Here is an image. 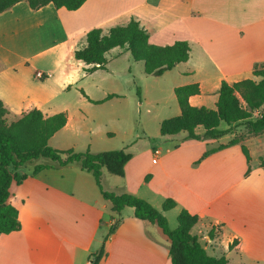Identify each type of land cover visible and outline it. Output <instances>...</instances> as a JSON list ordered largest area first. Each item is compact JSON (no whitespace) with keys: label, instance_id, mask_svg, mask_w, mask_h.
Wrapping results in <instances>:
<instances>
[{"label":"crops","instance_id":"1","mask_svg":"<svg viewBox=\"0 0 264 264\" xmlns=\"http://www.w3.org/2000/svg\"><path fill=\"white\" fill-rule=\"evenodd\" d=\"M132 19L153 44L189 42L190 58L156 77L172 92L199 83L200 93L189 98L192 105L216 108L223 81L261 79L253 72L264 63V0H86L74 10L53 3L33 9L22 0L0 13V99L11 119L33 108L46 116L66 112V125L49 143L81 151L83 131L98 117L93 106L126 97L112 79L117 70L111 63L122 56L121 47L131 52L127 45L114 47L106 53V68L90 71L93 64L77 59L75 50L87 45L91 29L108 33ZM109 94L117 96L106 99ZM173 111L181 113L179 103ZM110 113L118 115L115 109ZM246 126L217 139H189L186 132L155 136L143 157L127 162L124 177L104 171L103 188L145 198L167 217L187 209L199 216L191 232L209 253L226 255L229 262L234 254L240 264H264V130L254 133L247 126L250 133L238 138ZM235 137L239 142L229 145ZM211 149L217 150L205 155ZM167 198L177 204L163 210ZM10 201L19 210L21 228L0 233V264H90L107 236L100 264H171L167 235L136 217L134 208L122 210V221L109 235L118 218L112 202L94 176L76 166L43 169L13 182Z\"/></svg>","mask_w":264,"mask_h":264},{"label":"trees","instance_id":"2","mask_svg":"<svg viewBox=\"0 0 264 264\" xmlns=\"http://www.w3.org/2000/svg\"><path fill=\"white\" fill-rule=\"evenodd\" d=\"M22 0H0V13L11 8ZM33 9L53 3L56 7L74 10L86 0H27ZM128 46L135 61H143L145 72L160 76L177 64L190 58L191 46L187 40H177L168 45H156L149 41V34L136 19L127 25L112 27L108 33L102 28H93L87 33V45L75 50V57L88 64V70L106 68V53L117 46ZM254 75L260 76L259 81L253 78L242 79L233 83L223 81L219 91L216 108L195 106L190 103V96L200 93L199 83H189L175 87L174 92L181 113L165 118L160 124L162 135H175L186 132L189 139H217L233 131L236 126L246 124L251 132L260 133L264 130V63L255 66ZM141 96V91L138 89ZM117 96L109 94L106 99ZM95 103L103 102L94 101ZM256 117L254 118V114ZM9 108L0 99V233H10L21 228L19 210L10 201L11 185L18 184L29 176H34L43 169L60 168L73 165L82 171L91 173L104 198L112 202L113 210L118 218L111 226L109 235L122 221L121 212L125 207L134 208V215L144 221L158 225L169 239L171 264H230L226 255L210 254L201 243L199 236L191 232L198 222L199 216L187 209L178 215V226L172 229L167 216L150 201L131 192L116 193L103 188L104 171L120 177L125 176V166L133 157L126 147L93 152L89 148L77 151L73 148L59 149L50 145L49 139L68 120L66 112H58L46 116L40 109L33 108L23 112L17 120L7 124ZM228 124L221 128L222 123ZM204 130L201 134L198 130ZM235 137L230 144L238 143ZM221 145L219 148H224ZM248 161L251 157L246 145L242 146ZM218 149V148H217ZM217 149L205 153L208 155ZM31 165V166H29ZM264 167V159L261 160ZM250 171V167L247 172ZM173 198H167L162 205L163 210L176 206ZM211 238L214 232H209ZM101 248L90 257V264H100L106 255V240ZM237 244H230L232 249Z\"/></svg>","mask_w":264,"mask_h":264},{"label":"rangeland","instance_id":"3","mask_svg":"<svg viewBox=\"0 0 264 264\" xmlns=\"http://www.w3.org/2000/svg\"><path fill=\"white\" fill-rule=\"evenodd\" d=\"M121 48H123L122 56L111 63L117 70L116 78L112 79L120 85V90L125 92L126 97L115 99L110 104L93 106L98 117L96 122L89 123L90 127H84L82 138L84 145L82 144L79 148L81 151L89 148L94 152L95 150H114L126 146L133 156L141 155L143 157L145 144L148 141H153L155 136L161 135L160 118L176 116L173 107L178 106V101L167 81L165 82L162 77L146 74L144 62L133 60L128 52H124L127 51V48ZM138 89L141 91V96L138 94ZM114 109L117 110L118 115L110 113ZM19 117L11 119V115H9L6 119L7 124ZM244 129L245 132L238 138L246 136V131L251 132L247 130V126ZM202 130V128L199 129V131ZM183 134L184 132L179 135ZM179 135L177 137H180ZM90 142L92 147H90ZM167 218L170 227L175 229L178 226V212L176 210L169 212ZM230 262L231 264H240L234 254Z\"/></svg>","mask_w":264,"mask_h":264},{"label":"built area","instance_id":"4","mask_svg":"<svg viewBox=\"0 0 264 264\" xmlns=\"http://www.w3.org/2000/svg\"><path fill=\"white\" fill-rule=\"evenodd\" d=\"M37 75L39 77H42L44 74L42 72H37ZM160 153V151L158 149H155V158H154V161H157L158 159V154Z\"/></svg>","mask_w":264,"mask_h":264}]
</instances>
